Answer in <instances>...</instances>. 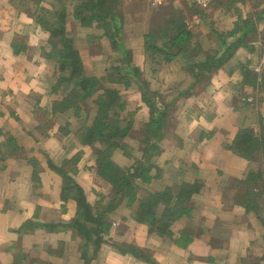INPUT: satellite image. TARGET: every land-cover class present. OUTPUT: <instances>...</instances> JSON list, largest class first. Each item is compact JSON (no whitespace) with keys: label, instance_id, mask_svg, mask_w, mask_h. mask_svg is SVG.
I'll list each match as a JSON object with an SVG mask.
<instances>
[{"label":"crops","instance_id":"obj_1","mask_svg":"<svg viewBox=\"0 0 264 264\" xmlns=\"http://www.w3.org/2000/svg\"><path fill=\"white\" fill-rule=\"evenodd\" d=\"M15 1L0 0V264H85L79 249L82 238L76 239L71 229L53 230L39 223L68 222L77 209L73 199H62V178L49 161L62 166L81 154L76 180L91 203H95L90 194L94 184L86 173L97 176L96 162L82 165L87 148L75 131L67 130L76 118L73 111L54 112V102L62 98L52 89L58 75L48 67L44 46L39 51L36 46L44 44L47 35L25 13L19 15ZM12 14L16 18L9 22L18 19L21 27H28L24 22L29 20L31 27H37L22 39L26 44L22 52L12 47L16 32L3 25ZM238 58L234 54L231 59ZM178 70L184 73L183 68ZM223 73L218 71L210 79V87L178 82L160 92L168 105L165 136L160 152L152 157L154 179L138 184L137 197L195 184L200 190L191 195L188 212L162 221L164 231L152 232L148 223L136 219L138 200L132 205L121 203V213H116L117 207L111 214L114 222L107 239L142 248L153 262L121 253L106 242L97 254L92 253L89 264H239V255L251 251L249 245L263 237L264 196L251 198L246 191L254 184L252 172L264 180V148L256 159H248L234 144L246 129L260 134L264 101L258 97V107L251 109L253 103L244 98L250 86L241 84L240 67ZM141 105L134 116L136 128L151 119L148 105ZM134 144L131 154L142 156L144 147ZM133 161L126 160V166ZM183 233L192 236L190 243L178 242Z\"/></svg>","mask_w":264,"mask_h":264},{"label":"trees","instance_id":"obj_2","mask_svg":"<svg viewBox=\"0 0 264 264\" xmlns=\"http://www.w3.org/2000/svg\"><path fill=\"white\" fill-rule=\"evenodd\" d=\"M22 2L26 8H30L36 3L39 4V1L36 2L34 0L33 2L31 0H22ZM113 2H117V0H84L80 3L79 8L73 12V17L80 20L85 26H91L95 20H98L100 26L104 29V36L111 40L114 48L126 52L129 50H125L120 38L123 17L121 15L117 16ZM213 2L214 0L211 4ZM194 4L197 6V13H203L202 8L195 2ZM33 10H35L34 12L37 11L36 9ZM43 13L42 11V13H39L40 15H34L35 21L44 30L51 32L49 40L51 45L56 48L61 45L60 51H50L47 55L52 59L53 54L58 53L60 58V74L52 89L55 93H60L61 90L62 98H58L54 102L53 110L54 112L71 110L77 119L80 118L83 109L89 110V107L80 105L79 102H84L88 98L92 99V103H94L96 108L94 117L93 119L91 118V124L88 125L87 132L81 138L79 137L80 139L77 138L78 136L76 138L82 144L92 145L96 156L95 168L98 175L109 184L113 194L111 198L107 197L109 198L107 199L104 193H100L99 201L95 203L89 201L84 188L74 177V173L78 172L77 165L81 154L73 157L70 161L64 162L62 166H57L49 161V165L62 178V199L64 201L73 199L77 204V209L74 218L68 222L39 223V225L53 230L58 227L60 229L73 230L76 239L82 238V241H79V249L82 258L86 261L85 264L90 263L92 253L97 254L102 244L106 242L111 243L121 253L129 252L144 261L153 262L151 255L146 250L133 244L120 245L114 243L115 241L110 238L107 239V236L110 234L114 222L111 214L118 205L123 202L127 205H132L133 202L138 200L137 189L140 183H148L154 179L152 170L155 164L152 162V157L161 150L160 143L165 136L164 128L168 117V105L160 95L148 98V92L142 91V98L148 105L151 119L141 128H136L134 121L136 111L132 112L127 109L126 100H124L118 87L106 85L103 77L87 73L80 51L76 47L74 40L67 36L65 25L67 22V10L64 8L59 13L57 25L48 22ZM255 23L256 21H251L248 17L242 19L240 15L235 27L227 34L228 40L222 42L223 44L226 43L223 47L226 48V51L210 54L202 60L191 56L189 59L194 62L188 67V71H184L193 78L192 84H199L203 81L205 76L201 75V71L211 72L220 69L232 58L240 46H249L247 38L252 28L256 29ZM239 32L241 34L235 39V34ZM19 38L12 42L14 52L24 50V44H22L24 40H19ZM143 38L145 52L153 59L162 56L167 62L175 60L182 53L185 55L188 54L187 52L192 53L195 49H198L190 46L195 34L188 26L183 14L171 17L165 22L164 26L152 24L151 28L144 33ZM252 49L254 48L252 47ZM132 68L134 69L131 70V67H128V75H124L123 71H120V73L118 71L117 73L119 74L116 77L117 79H115L116 81L111 80L115 82L125 79L131 80L134 73H139V69ZM240 71L243 76L241 84L244 87L250 86L251 89L244 98L249 97L254 92V89H258V93H262L259 100L264 101V69L258 72L251 68L248 62L240 67ZM129 84L127 83V85ZM65 86L66 89H64ZM63 89L64 92L62 91ZM88 116L91 117L89 113L86 118ZM262 120L260 119V134L258 136L253 130L246 129L238 135L234 144V149L248 159H256L262 145L264 148V135L261 134V131L264 130ZM128 139H133L135 143L139 142L144 147V151L142 150V156L136 157V155L129 154L134 159L133 163L126 167H120L116 163L113 154L116 150H123L128 153L129 147H131ZM70 163H74L75 166L68 169ZM253 174L255 175L253 176ZM251 179L254 180V184L250 188L248 187L246 194L250 195L251 198L254 196L261 198V195L264 196V184L258 181L259 176L256 172H252ZM199 190L200 186L198 185L183 184L177 190L168 187L164 191L148 194L138 200L139 208L136 209V219L148 223L150 232L157 229L164 231L162 226H160L162 221L176 219L182 213L188 212L189 205L192 204L188 201L191 195ZM158 209L161 212V218L158 217ZM26 224L28 227L32 225L30 222ZM178 240V242L188 244L192 241V236L188 233H183ZM252 264L261 263L254 261Z\"/></svg>","mask_w":264,"mask_h":264},{"label":"rangeland","instance_id":"obj_3","mask_svg":"<svg viewBox=\"0 0 264 264\" xmlns=\"http://www.w3.org/2000/svg\"><path fill=\"white\" fill-rule=\"evenodd\" d=\"M34 1H39V4L33 3L35 4L33 9L37 10L33 13V10L28 7L26 8V6L23 5L22 0H16L15 7L20 11L19 15L25 13L27 19L31 18L35 21L36 19L34 15H40L39 13H42L43 11L47 21L57 25L59 22V13L65 8L67 10V22L65 24L67 36L74 40L76 47L80 51L87 73L103 77V81L106 85L108 84L118 87L124 100H126L125 105L127 109L132 112H138V110L143 107L141 105V103L144 102L142 91L148 92V98H154L157 95L162 97L160 92L164 87H168L171 84H176L178 82H184L185 84L188 83L185 86L187 87L193 83L191 75H188L185 71L181 74L178 69L183 68L188 71V67L194 62H191L189 59L191 56L195 59L202 60L210 54L226 51V48H223L226 43L223 44L222 42L228 40L227 34L235 27V23L240 15L242 19L248 17L251 21H256V29L252 28L249 37L247 38L249 46H240L235 52V56H239L240 58L230 59L220 69L211 72L204 70L201 71V75H204L205 77L203 76V81L198 85L199 87L200 84L208 85V87H210V79H212L218 71H221L222 73L224 72V75L231 71V67L239 69V67L248 62L250 67L258 72L264 69V0H214L213 4L202 9L203 13L201 14L197 13V6L194 4L193 0H164L162 4L159 5H154L152 0H117V2H113V6L115 7L117 16L121 15L123 17V27L121 28L120 38L125 50H129L126 52L114 48L111 40L104 36V29L100 26L98 20H95L91 26H85L80 20L73 17V12L79 8L80 3L84 0ZM31 2H33V0H31ZM180 14L184 15L188 26L195 34V38H193V42L190 46L198 49H195L192 53L187 52L188 54L185 55L182 53L177 59L170 62L165 61L162 56L153 59L144 50V33L151 28L152 24L164 26L167 20L173 16H180ZM2 15L5 17L3 19L7 18L6 13ZM13 16L16 18V14H12L11 18L4 22L3 25H6L7 30L9 29V31L16 32V35L14 36L15 40L18 37H20L19 40L24 39V36L30 37L29 34L37 29V27L33 28L30 26V23L27 22L29 20H25L26 22H24V24L29 25L28 27H21L22 23H18V19L9 22V20L13 19ZM34 23L37 25L36 21ZM0 25H2V23ZM39 27L41 28L38 29H42L43 33H46L47 36H45L47 39L44 44L40 43L36 45L38 51L42 46H44L43 51L46 55H48L50 51H60L59 48L61 45L58 46L59 48H56L50 44L49 40L51 38V32L49 30H44L41 25ZM240 34L241 32L236 33L234 38L237 39ZM22 44H24V42ZM25 45L26 44L23 46ZM128 46L131 48H128ZM252 47L254 49H252ZM239 50L241 51L240 53L238 52ZM20 51L22 52L23 50ZM46 61L49 63L48 67L51 66L53 68L54 75H59L60 58L58 53H54L52 59L46 57ZM128 67H131V70L134 69L132 67L139 69V73H134L131 80L125 79L115 82L120 71H123L124 75H128ZM118 71L119 73H117ZM111 79L115 81H112ZM127 83L130 84L127 85ZM152 86L159 88H152ZM205 88L202 90H205ZM64 89H66V86ZM64 89L62 90L63 92ZM258 92V89H254V92L247 97V101L253 103L251 104L252 106H250L253 110L255 107H258L256 99L262 94ZM247 101L245 102L247 103ZM79 103L80 105L89 107V110L87 111L83 109L80 118L73 119L70 122L71 124L67 127L69 132H76V136H78L77 138H81L87 132V127L91 124V118L93 119L96 111L91 98L84 100V102L80 101ZM149 111L150 110H148V112ZM88 113L91 117L88 116L86 118ZM150 114L151 113H149V115ZM254 118H257V116ZM79 143L81 142L79 141ZM128 143L131 144V147L135 145L133 139H128ZM83 145L87 150L84 152L86 155L84 156V160H82V165L88 167L90 166L89 163H95L96 156L92 145ZM131 147H129L128 153H125L123 150H116L113 154L115 161L120 167H126V160H132L133 157L129 155L131 154ZM72 166H75L74 163H70L68 169ZM89 169L92 168L89 167ZM94 170L96 169L94 168ZM88 174L91 183L94 184V187H92V190L90 191V194L91 192L93 194L91 195L92 201L93 199L94 202L99 201L100 193H104L106 198H111L113 193L111 192L109 184L105 185L102 180L103 178L101 177L102 179H100V175L97 174L96 176L92 171H88L86 177ZM76 175L77 173H74L75 178ZM259 180L264 182L263 179ZM121 205L122 204H120V206ZM120 206L117 208L116 213H119L122 210ZM238 219L242 220L241 218ZM259 239L257 242L249 245V247L252 248L251 251L248 250L247 253L239 255L237 258L239 264H252L254 261L264 264V235ZM58 264H60V261H58Z\"/></svg>","mask_w":264,"mask_h":264},{"label":"built area","instance_id":"obj_4","mask_svg":"<svg viewBox=\"0 0 264 264\" xmlns=\"http://www.w3.org/2000/svg\"><path fill=\"white\" fill-rule=\"evenodd\" d=\"M154 5L162 4L164 0H152ZM199 7L205 9L210 6L213 0H193Z\"/></svg>","mask_w":264,"mask_h":264}]
</instances>
